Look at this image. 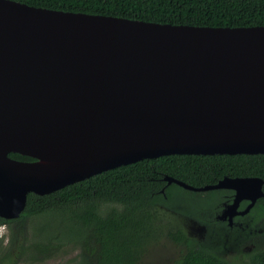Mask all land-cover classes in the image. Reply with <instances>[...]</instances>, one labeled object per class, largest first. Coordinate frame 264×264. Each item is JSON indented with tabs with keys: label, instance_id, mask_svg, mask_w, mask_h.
<instances>
[{
	"label": "water",
	"instance_id": "obj_1",
	"mask_svg": "<svg viewBox=\"0 0 264 264\" xmlns=\"http://www.w3.org/2000/svg\"><path fill=\"white\" fill-rule=\"evenodd\" d=\"M252 53L264 57V26L157 23L0 0V216L18 217L28 193L144 158L264 154V64ZM164 180L233 189L229 218L264 197L258 176L200 187Z\"/></svg>",
	"mask_w": 264,
	"mask_h": 264
},
{
	"label": "trees",
	"instance_id": "obj_2",
	"mask_svg": "<svg viewBox=\"0 0 264 264\" xmlns=\"http://www.w3.org/2000/svg\"><path fill=\"white\" fill-rule=\"evenodd\" d=\"M15 1L157 23L264 26V0ZM9 156L30 159L17 153ZM225 175L264 180V154L162 155L102 171L46 195L29 193L24 212L33 217L28 229L18 231L19 261L44 264L67 249H76L78 264H141L149 248L164 239L181 248L169 264H264V247L248 255L250 261L237 262L211 251L205 240L189 237L177 220L183 215L205 223L208 216L204 208L194 213L173 206L175 189L202 198L217 193L188 190L175 183L166 185L165 176L200 187L214 184ZM214 206H209L211 215ZM251 214L259 216V225L264 224V198L257 201Z\"/></svg>",
	"mask_w": 264,
	"mask_h": 264
},
{
	"label": "flooded vegetation",
	"instance_id": "obj_3",
	"mask_svg": "<svg viewBox=\"0 0 264 264\" xmlns=\"http://www.w3.org/2000/svg\"><path fill=\"white\" fill-rule=\"evenodd\" d=\"M21 157H28V156L21 155ZM12 158L22 161L34 160L31 157H29L30 159H19L17 157H12ZM219 180L220 179H218L217 181ZM262 187L264 190V183ZM209 190L215 191L217 194H214V196L211 197L209 196L205 197L204 214L208 216L206 218V222L199 223L198 221L193 219L198 225H201V227H203L202 235L201 233L198 235L197 234L193 235L191 234V232L188 234V231H186V229L180 223L182 230L186 234H188V236L191 238L197 237L195 238L197 240L200 238H205V243L207 244V246L211 251L220 254L226 258L233 259L231 256L240 255V257L248 259L247 257L248 255L256 253L255 249H259V248L261 249L264 247V244H260L259 247L256 245H254L253 247L249 246L248 247L249 249L247 251L245 250L246 248L243 247V250L239 254H236V252H238L239 249H241L240 244L242 240H244L246 237H250V236L255 237L264 233V228H260L258 224L259 216L258 215L255 216L254 214H251L253 207L256 205L257 201L260 198L257 199V201L254 203V205L250 208L248 212L244 214L236 213L229 218V215L223 214V212H224V208L230 203H232L235 193L234 190L228 188H215ZM248 203L249 200H245V199L241 200L237 207V211L243 210ZM211 205L212 206L215 205L213 208L215 211L213 212L212 215H211L212 212H209L210 210L209 206ZM24 211H25V207L23 211L19 214V216L15 218H4L0 216V231H1L0 264L23 263L19 261L20 250H19V241L17 240V237H19L18 231L22 227L28 229L30 227L29 226L30 219L33 217V216L32 217L27 216L28 214H25ZM233 245L235 246L233 247ZM247 252L248 254H245Z\"/></svg>",
	"mask_w": 264,
	"mask_h": 264
},
{
	"label": "rangeland",
	"instance_id": "obj_4",
	"mask_svg": "<svg viewBox=\"0 0 264 264\" xmlns=\"http://www.w3.org/2000/svg\"><path fill=\"white\" fill-rule=\"evenodd\" d=\"M204 201H205V197L202 198L201 196H194L189 192H182L179 189L174 190V193L171 198V204L173 206L184 208L187 209L188 212H194V213L198 212L199 209L205 207ZM177 220L179 223L183 225L186 231H188V234L191 232V234L193 235L196 234L198 235L200 233L202 235L203 227H201V225H198L195 222V220H193V218L180 215ZM259 227L260 228L264 227V224L260 223ZM263 235L264 233L255 237L253 236L246 237L244 240L241 241L240 244L241 249H239V251L236 252V254H239L243 250V247H245L246 248L245 250L247 251L249 249L248 248L249 246L253 247L254 245H256L259 247L260 244H264ZM198 240L204 241L205 238H200ZM234 246L235 245H233V247ZM178 251L179 250L177 249L176 245L171 244L169 240L162 239L160 243H154L153 246L149 248V250L143 256L141 264H169L170 261L178 255L179 253ZM231 257L233 258V260L235 259L237 262H244L248 260L247 258L240 257V255L231 256ZM78 261H79L78 250L67 249L64 253H60L59 255L46 260L44 264L52 263V262H63L65 264H78ZM20 264H28V263L23 262Z\"/></svg>",
	"mask_w": 264,
	"mask_h": 264
},
{
	"label": "bare ground",
	"instance_id": "obj_5",
	"mask_svg": "<svg viewBox=\"0 0 264 264\" xmlns=\"http://www.w3.org/2000/svg\"><path fill=\"white\" fill-rule=\"evenodd\" d=\"M255 64H264V57L262 55H256L255 53H252V60Z\"/></svg>",
	"mask_w": 264,
	"mask_h": 264
}]
</instances>
